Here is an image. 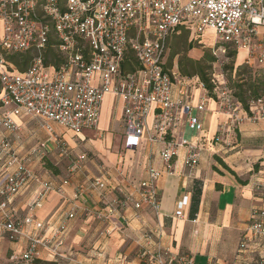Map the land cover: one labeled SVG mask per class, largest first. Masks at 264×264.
<instances>
[{"label":"built area","instance_id":"obj_1","mask_svg":"<svg viewBox=\"0 0 264 264\" xmlns=\"http://www.w3.org/2000/svg\"><path fill=\"white\" fill-rule=\"evenodd\" d=\"M190 29L197 34L193 40L202 47L208 45L217 60L234 50L238 57L243 50V60L236 64L234 72L242 64L253 71L264 70V0H0V132L18 133L20 124L16 118L27 115L54 121L80 136L85 129L98 127L107 95L121 98L124 148H138L144 137L153 143L161 141L165 167L147 164L146 179L136 191L120 188L123 201L120 197L112 199L102 216L108 219L118 214L124 201L137 210L148 206L159 214L161 176L175 172L173 159L182 148L183 162L191 170L200 162L204 147V136L196 140L176 137L175 129L183 112L189 128L205 131L193 111L205 109L208 93L198 105L192 103L185 86L176 93L172 69L166 62L173 34ZM206 29L214 30L213 44H206L202 38ZM50 46L55 49L56 61L47 64L45 53ZM27 51L34 53L31 64L25 71L18 70L8 56ZM130 54L136 64L124 71V63L133 61ZM210 78L230 125L237 127L245 120L264 122V93L251 98L247 110L235 95L236 89L228 87L223 73L212 72ZM184 79H195L206 89L198 76ZM151 113L155 117L149 125ZM45 127L62 154L68 155L66 141L53 125ZM223 136L221 129L213 140L222 143ZM45 148L41 143L23 157L10 136L0 137V239L25 238L27 243L20 255H10L14 262L35 263L42 249L65 257L71 220L79 212L77 201L83 193L79 187L51 234L41 233L51 227L36 217L35 210L54 191L67 198L65 187L71 176L83 168L86 155L68 167L61 183L41 179V188L29 202L26 216H19L12 208L13 199L28 184L38 181L32 157ZM87 187L102 191L107 183L99 177L91 179ZM257 188L262 201L250 214L232 264H264V182L259 181ZM184 203H179L177 215L184 214ZM153 234L147 232L146 239L153 240ZM138 255L139 264H194L193 256H174L161 241L154 250L141 248Z\"/></svg>","mask_w":264,"mask_h":264},{"label":"crops","instance_id":"obj_2","mask_svg":"<svg viewBox=\"0 0 264 264\" xmlns=\"http://www.w3.org/2000/svg\"><path fill=\"white\" fill-rule=\"evenodd\" d=\"M191 52L192 49H189L188 54L196 59L203 57H195ZM239 52L237 61L243 60L245 54L243 50ZM170 69L175 92L185 86L192 95V103L198 105L207 90L200 87L195 79L187 81L181 76L178 57ZM123 104L121 98L107 95L98 127L85 129L80 136L54 121L27 115L16 118L20 124L18 133L0 132V137L10 136L23 157L28 156L37 145H46L45 149H41L43 153L37 152L32 157L38 181L28 184L11 204L21 217L28 214V204L41 188V179L61 183L67 176L47 171L41 164L43 156H56V163L62 158H69L68 169L80 156L86 155L82 161L83 168L71 176L70 184L65 187L68 199L54 191L35 210L36 217L51 227L41 233L49 235L68 209V201L74 197L75 189L79 187L83 190L81 199L77 201L79 212L71 220L64 246L65 257L53 256L42 249L35 263L14 262L9 259L10 255H20L27 245L26 239H0L4 245L0 257L6 259V263L139 264L138 251L147 247L154 250L161 241L162 246L174 256H193L194 264H232L240 235L248 225L254 206L262 201L257 184L264 182V122L245 120L237 127L232 126L215 95H207L205 109L193 111L199 115L205 131L199 133L189 128L183 112L175 129L176 137L196 140L204 136L201 137L204 147L200 162L190 170L183 162L185 149H180L179 156L173 159L175 172L164 173L158 183L161 200L159 214L148 206L137 210L132 203L124 201L120 205V212L107 219L102 213H106L110 201L115 197L123 201L120 188L136 191L141 181L146 179V166L149 163L160 169L165 167L161 157L164 144L161 141L153 143L144 137L138 148H124ZM153 114L149 115V125L154 120ZM36 121L42 135L30 127ZM46 124L53 125L55 132L66 141L68 155L62 154L47 131ZM221 129L224 130V141L215 142L213 138ZM99 177L107 183L105 190L87 187L91 179ZM182 200L185 209L180 216L177 211ZM27 227L34 229L32 225ZM150 231L154 233L151 241L145 237ZM231 235H235L238 241L223 253L221 246L224 247L227 237Z\"/></svg>","mask_w":264,"mask_h":264},{"label":"trees","instance_id":"obj_3","mask_svg":"<svg viewBox=\"0 0 264 264\" xmlns=\"http://www.w3.org/2000/svg\"><path fill=\"white\" fill-rule=\"evenodd\" d=\"M188 34L189 30H182L180 33H174L173 42L170 45L168 51V67H172L174 59L178 57V69L180 70L181 76L183 77H192L198 76L203 84H205L206 89L208 90L211 96L214 91V84L211 83V73L213 62L217 61V58L210 51H205L204 56L200 59H196L188 54L189 49L192 48V42L188 43ZM188 43V45H187ZM236 51H229L228 56L234 57L236 55ZM34 53L32 51L27 52H19L10 54L8 57L12 61V63L21 71H25L31 64ZM55 49L50 46V48L45 53V62L48 64L50 61L55 60ZM131 55V54H130ZM133 61H128L124 63L123 70L127 71L134 67V63L136 64L135 58L131 55ZM58 65L59 62H56ZM231 71L234 68L227 67ZM245 73H248V77H241L238 80V84H236L235 95L240 98L242 101L244 108L249 109V101L251 98H257L262 96L264 93V70H256L253 71L251 68L244 66H239L238 75L241 76ZM48 163V164H47ZM42 166L49 171L50 173L59 174V167L54 162H52L47 155L43 156L41 159ZM48 264V263H44Z\"/></svg>","mask_w":264,"mask_h":264},{"label":"rangeland","instance_id":"obj_4","mask_svg":"<svg viewBox=\"0 0 264 264\" xmlns=\"http://www.w3.org/2000/svg\"><path fill=\"white\" fill-rule=\"evenodd\" d=\"M173 36H172V39H173ZM193 37H197V34H195V31L190 29L189 30V34H188V43L192 42V48H191L192 52L191 53H193V55L195 57H199V56H202V55L204 56V52L205 51H210V48H209L208 45L205 46L204 48H202L201 44L198 43V40L197 41L193 40ZM202 38L204 39L206 44H213L214 40H215L214 30L206 29L203 32ZM173 40L171 42H173ZM188 43H187V45H188ZM170 45H172V44H170ZM238 58H239V56L237 57L236 55L234 57L224 56V57H222V59H218L217 61L213 62V64H212V68H213L212 71L214 73H223L224 76H225L226 82L228 83V87H230V88L232 87L234 89L236 88L235 86H236V84H238L237 82H238V80L241 77H248V73H245V74H243L241 76L238 75L239 66H244V64L239 65L237 67L238 68L237 72H234L235 69L233 71H231L229 68H227V67H231V66L234 68L238 62L242 61V59H239L237 61ZM168 59L169 58H168V55H167L166 62H167ZM167 66H168V64H167ZM207 93H208V95H210L208 90H207ZM213 94H214V91H213ZM217 95H219V91H218ZM215 98H216V96H215ZM38 125H39V123L36 121V123L35 122L31 123L30 127H34L35 130L38 132V134L42 135V132H41L40 128L38 127ZM55 157L56 156H48V158L52 162H54L56 165H58L59 172H60L59 174H61L62 176H66L67 175V173H66L67 169L66 168L68 166L67 164H68L70 159L65 157V158L60 159L58 161V163H56L57 160L55 159ZM237 241H238V238L235 235H231V236L227 237L226 244L224 245L223 248L221 246L222 252L225 253V251H227L231 247H233L234 244L237 243ZM1 250H4V245L2 243H0V252H1ZM6 262H7L6 259H3V258L0 257V264H8ZM197 264H200V262H198Z\"/></svg>","mask_w":264,"mask_h":264}]
</instances>
